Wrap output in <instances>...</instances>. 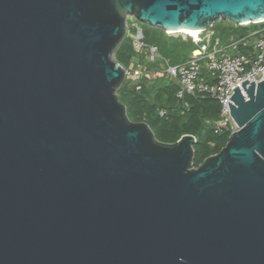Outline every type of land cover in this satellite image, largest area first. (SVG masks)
<instances>
[{"label": "water", "instance_id": "1", "mask_svg": "<svg viewBox=\"0 0 264 264\" xmlns=\"http://www.w3.org/2000/svg\"><path fill=\"white\" fill-rule=\"evenodd\" d=\"M130 17L247 25L264 0H0V264H264V80L195 167L193 135L161 142L119 99Z\"/></svg>", "mask_w": 264, "mask_h": 264}, {"label": "trees", "instance_id": "2", "mask_svg": "<svg viewBox=\"0 0 264 264\" xmlns=\"http://www.w3.org/2000/svg\"><path fill=\"white\" fill-rule=\"evenodd\" d=\"M142 27L145 42L156 44L162 56L168 58L172 64L186 61L196 48L191 37L184 40L169 36L158 28L146 25ZM210 29L224 43L230 38L243 37L252 31L264 30V22L235 25L227 20L217 21ZM242 48L241 45L240 49ZM135 55L132 39L127 34L115 50L114 58L123 67L128 68ZM148 67L152 69L153 65L149 64ZM202 75L207 81L211 79L205 68ZM176 90V82L165 75L154 77L145 75L137 82L125 77L117 94L126 106L129 119L147 123L159 141L173 143L184 134L193 135L196 139L193 166L196 167L206 157L220 151L226 144L229 133L215 134L210 125L218 116L217 100L204 94L178 99ZM161 109L165 111L164 115L159 114Z\"/></svg>", "mask_w": 264, "mask_h": 264}, {"label": "built area", "instance_id": "3", "mask_svg": "<svg viewBox=\"0 0 264 264\" xmlns=\"http://www.w3.org/2000/svg\"><path fill=\"white\" fill-rule=\"evenodd\" d=\"M128 26L136 55L131 66L125 68L126 77L137 82L145 75H165L176 82L178 99L204 94L218 101V116L210 122L213 133L227 132L230 135L239 129L230 113L228 101L232 103L230 97L235 86L244 94L242 81L249 80V85L250 82L257 84L264 80V30L252 31L227 43H221L218 38L212 42L213 31L200 30L197 39L191 38L196 48L187 60L172 64L162 56L156 44L145 42L141 23L131 18ZM231 49L236 52H231ZM149 64L153 65L152 69ZM204 68L211 76L208 81L202 75ZM164 112L161 109L159 114L164 115Z\"/></svg>", "mask_w": 264, "mask_h": 264}, {"label": "rangeland", "instance_id": "4", "mask_svg": "<svg viewBox=\"0 0 264 264\" xmlns=\"http://www.w3.org/2000/svg\"><path fill=\"white\" fill-rule=\"evenodd\" d=\"M130 19H131V18H129L128 20L130 21ZM218 21H222V20H218ZM225 21H226V20H225ZM214 23L216 24L217 21H215ZM214 23H213V24H214ZM225 24H226V23H225ZM227 24H228V22H227ZM129 30H130V28H129L128 24H127L126 35L129 34ZM166 34H169V36H173V37H180V38H182V39H184V40H186V38L189 37L188 34H184V33H180V32L166 33ZM126 35H125V36H126ZM247 49H248V48H247ZM231 52H233L232 49H231ZM152 77H154V76H152Z\"/></svg>", "mask_w": 264, "mask_h": 264}, {"label": "bare ground", "instance_id": "5", "mask_svg": "<svg viewBox=\"0 0 264 264\" xmlns=\"http://www.w3.org/2000/svg\"><path fill=\"white\" fill-rule=\"evenodd\" d=\"M175 32H180V33H184V34H188L189 37L197 39L200 33V29H196V30H188V29H181ZM170 33H174V32H170ZM234 52V50H233Z\"/></svg>", "mask_w": 264, "mask_h": 264}, {"label": "crops", "instance_id": "6", "mask_svg": "<svg viewBox=\"0 0 264 264\" xmlns=\"http://www.w3.org/2000/svg\"><path fill=\"white\" fill-rule=\"evenodd\" d=\"M209 30H211L210 28H209ZM211 31H213V30H211ZM130 33H131V30H129V35H130ZM169 35V34H168ZM218 37H216L215 36V34H214V32H213V38H212V42L214 41V39H217ZM219 39V38H218ZM231 39V38H230ZM230 39H228V41L230 40ZM220 40V39H219ZM227 41V42H228ZM220 42H221V40H220ZM227 42H224V43H227ZM221 43H223V42H221Z\"/></svg>", "mask_w": 264, "mask_h": 264}]
</instances>
